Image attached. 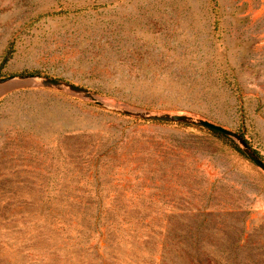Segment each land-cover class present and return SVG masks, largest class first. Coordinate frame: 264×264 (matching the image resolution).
Masks as SVG:
<instances>
[{
	"label": "rangeland",
	"instance_id": "374dc122",
	"mask_svg": "<svg viewBox=\"0 0 264 264\" xmlns=\"http://www.w3.org/2000/svg\"><path fill=\"white\" fill-rule=\"evenodd\" d=\"M6 52L0 78L36 71L109 104L202 117L264 159V0H0ZM138 119L0 87V264H157L136 239L101 262L64 258L66 239L12 240L45 230L49 211L148 216L167 257L264 264V172L204 129Z\"/></svg>",
	"mask_w": 264,
	"mask_h": 264
},
{
	"label": "trees",
	"instance_id": "16d2710c",
	"mask_svg": "<svg viewBox=\"0 0 264 264\" xmlns=\"http://www.w3.org/2000/svg\"><path fill=\"white\" fill-rule=\"evenodd\" d=\"M9 53L6 52L0 62V66H2L8 58ZM22 74H37L36 71H24ZM143 122H157L163 124H173L180 126H192L200 129L206 130L208 133L225 139L228 141L232 147L239 152L241 151L235 144V142L212 129H208L205 127L196 126L193 124L181 123V122H165V121H152V120H142ZM243 140L250 145L246 138H244L243 134L240 133ZM252 151L257 155V157L264 163V159L262 156L253 148ZM49 200H45L43 205H48ZM41 224L43 226V231H39V225L37 227H33L27 230H19L17 233H13L12 240H24L25 238H40L49 240L53 243V239L57 240H69L68 243L59 244V248L64 253L63 257L67 256L68 258L74 257L78 258V255H83L84 259L88 257L91 260L102 261L108 259H120L123 256L116 248L115 245L117 242L119 244L123 240H127L126 244H131L135 242V239L138 243L146 246V244L151 243L154 244L156 249L153 251H149L151 255H154L155 261L157 264H198V262L193 260L185 261L184 259H179L180 254L185 252H175L174 257H167L166 246L162 242L160 235L163 234V229L160 226L153 225L152 217L142 216L135 217L134 215H119V214H67L59 211H49L47 213H41ZM93 223L94 226H89V222ZM72 223L76 225L77 230H74V234L70 236L69 226H72ZM96 226V227H95ZM49 229V230H48ZM48 231V232H47ZM96 233V234H95ZM66 234L67 236L63 237ZM6 242H8L7 236L4 238ZM65 240V241H66ZM17 242V241H16ZM91 242V243H90ZM102 243L99 247L101 249V253H99L97 247ZM194 250V248H191ZM75 252H77L75 254ZM118 259V260H119Z\"/></svg>",
	"mask_w": 264,
	"mask_h": 264
},
{
	"label": "water",
	"instance_id": "95a60500",
	"mask_svg": "<svg viewBox=\"0 0 264 264\" xmlns=\"http://www.w3.org/2000/svg\"><path fill=\"white\" fill-rule=\"evenodd\" d=\"M21 84H27L34 87L54 88L57 90L66 91L68 93L76 94L84 99H87L103 109L129 115L135 118L152 121L181 122L215 130L231 138L238 145L245 157L257 168L264 172V163L257 157V155L247 145V143L243 140L239 133L229 130L219 124L213 123L205 118L185 113L154 112L148 109L120 107L104 102L99 97L82 86L46 76L17 74L0 78V87L3 86V88H10Z\"/></svg>",
	"mask_w": 264,
	"mask_h": 264
}]
</instances>
